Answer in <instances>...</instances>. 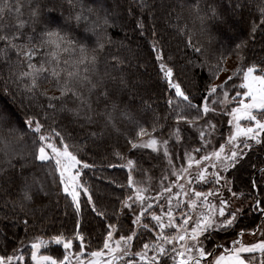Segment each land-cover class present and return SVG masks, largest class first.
<instances>
[{
    "label": "snow or ice",
    "instance_id": "6c2138e0",
    "mask_svg": "<svg viewBox=\"0 0 264 264\" xmlns=\"http://www.w3.org/2000/svg\"><path fill=\"white\" fill-rule=\"evenodd\" d=\"M140 7L145 9L148 5L142 2ZM260 11L264 16V6ZM6 20L9 22L5 23ZM200 20L203 24V17ZM111 27H114L112 13L103 7L102 0H26V4L21 0H0V63L8 68L3 90L13 95L18 93L29 104L40 97L47 101L46 105H40L44 119L29 116L23 122L26 127L18 126L10 111L0 109V153L5 157L0 161V176L19 164V174L24 178L21 211L35 204L41 193L43 197L49 195L47 178L50 177L64 198H70L77 217L83 211V194L91 212L106 218L82 181L81 166L88 169L95 168V164L80 157L72 142L73 130L57 125V112L70 113L81 128L97 123L94 117L101 115L105 117V130L113 128L120 133L115 122V113L119 112L132 126L120 133L125 135L130 151L149 149L159 154L162 150L165 161L157 188L152 187L150 176L146 177L147 182L136 178L137 173L146 175L148 171L141 168L137 159L117 151V158L126 162L108 165L127 169L126 187L130 194L120 203L121 209L131 213V224L135 226L127 233L121 231L118 223L109 222L102 234V246L93 248L91 234H85L77 219L76 230L71 234L61 231L45 238L47 229L42 225L38 235L29 237L30 226L35 229L39 219L35 212L43 210L37 205L24 213L25 237L11 253L0 254V264H264V233L255 242L245 241L243 228L230 244L213 243L210 239L216 232L232 229L244 212L242 206L233 207L244 193L234 191V182L224 174L240 164L253 142L264 147V65L245 66L246 45L241 42L235 48L241 63L229 70L225 67L224 53L217 56L215 50L198 46L189 37L188 47L204 57L199 66H208L209 81L219 80L221 73L230 72L219 83H206L198 97L188 93L175 79L174 67L166 62L159 41L153 40L154 63L158 64L169 94L164 123L157 113L149 128L131 111L134 96L130 95L127 103L119 96L129 88L126 77L111 76L109 87L108 81L99 76V54L106 44L112 43L108 34ZM137 28L141 35L147 31L140 21ZM152 35L156 36L155 31ZM189 63L194 65L192 60ZM43 83L57 94L49 95ZM69 100L75 107H68ZM102 101L108 103L98 113L93 104ZM120 104L125 106L120 108ZM143 110L147 112L152 107L145 103ZM49 112L53 114L51 117ZM170 117L175 125L169 128L168 137L156 135L158 130L163 133ZM218 117H227L226 137L216 122ZM48 119L53 123L46 126ZM181 124L187 126L183 130H196L194 144L181 135ZM90 135L96 138L98 133L92 131ZM26 137H31L30 146ZM172 137L183 148L182 153L176 154L170 148ZM13 144L24 147L14 148ZM30 168L44 169L43 178L37 179L32 173L29 182L25 172ZM251 187L257 188L258 182L253 180ZM251 207L264 216V199H255ZM29 212L33 214L31 221L27 219ZM261 229L264 225H258L249 234L254 236ZM52 246L62 248V253L53 254Z\"/></svg>",
    "mask_w": 264,
    "mask_h": 264
},
{
    "label": "trees",
    "instance_id": "16d2710c",
    "mask_svg": "<svg viewBox=\"0 0 264 264\" xmlns=\"http://www.w3.org/2000/svg\"><path fill=\"white\" fill-rule=\"evenodd\" d=\"M15 2V0H13ZM26 4V0H21ZM103 7L112 13L114 27L108 29V34L112 37V43L106 44L105 50L99 54L98 72L99 76L108 81L109 87L112 86L111 76L119 78L125 76L129 82V88L119 96L125 103L129 97L134 96L131 111L136 113L138 119L146 122V126L151 128L154 114H159L161 123L168 111L166 81L159 72L157 63H154L155 53L151 50L153 40H158V47L162 48L166 62L174 67L175 79L182 84V87L190 94L198 97L204 90L206 83H213L208 80V66L201 68L200 62L204 57L195 53L188 47V39L205 49L215 50L216 55L224 53L226 60L236 59V65L241 61L235 54L237 44L245 43L243 55L245 66L253 63L264 65V16L261 15L260 8L264 6V0H102ZM144 2L148 5L142 9L140 4ZM242 5V7H237ZM215 9V13L213 12ZM27 14V8L24 9ZM200 17L204 22L201 23ZM145 25L147 31L141 35V30L137 28V22ZM9 21H5L8 23ZM14 23V19L11 21ZM255 27V31L253 28ZM155 31L156 36L152 33ZM2 47V44H0ZM116 57L117 60H113ZM171 59H168V58ZM14 59V54H13ZM194 61V65L189 63ZM118 61H123L119 64ZM214 63V60L211 61ZM19 70V69H17ZM195 73V75H193ZM8 76V68L0 63V109L10 111L18 126H23V122L29 116H38L44 119V110L41 104L46 105L45 98L29 104L28 100L21 97L18 93L13 95L3 90V81ZM238 83V81H237ZM42 87L48 89V94H57L43 83ZM15 92V88H13ZM174 95V93H173ZM95 101V95L92 97ZM23 101V102H22ZM68 107H75L69 100ZM105 103L93 104L96 111L102 112ZM145 103L150 104L152 110L145 112ZM125 105L120 104V108ZM53 114L49 112L51 117ZM97 123L85 125L81 128L80 123L76 122L68 112H57L55 120L62 129L73 130V141L76 149L79 150L80 157L89 164H95V168H88L82 171V181L90 189L93 200L100 211L105 212V217H98L91 212V206L87 204V196L81 195L82 214L77 217L74 207L71 206L70 198L65 199L62 191L52 183L50 177L47 178L49 195L43 197L41 193L36 198L35 204H29L21 211L19 207L21 188L24 178L19 174V164L15 169H10L7 175L0 176V254L11 253L19 241L25 237L23 220L25 212L29 208H36L41 205L43 210L36 211L35 217L39 218L36 228L28 232V236L39 234V229L43 225L47 231L45 238L58 234L63 231L66 234L73 233L76 220L82 224L85 234H91V245L93 248L102 246V234L109 222L118 223L121 231L127 233L134 225L131 224V213L127 209H121L120 201L128 194L127 172L125 168L108 167L109 164L121 165L123 160L117 158V151L124 153L126 157L137 159L141 168L148 170L155 164L153 157L138 155L136 150L130 151V145L126 143L125 135L120 134L132 126L122 119L119 112L115 113L116 127L118 133L113 128L104 129L105 117L97 115L94 117ZM47 125L53 123L48 119ZM175 125V121L170 117L163 133L156 135L162 138L168 137L169 128ZM182 133L187 142L195 143L196 134H191L186 125L181 124ZM98 133L96 138L91 137L90 133ZM102 133V135H100ZM135 135V132H131ZM193 137V138H192ZM28 146L31 145V137H26ZM171 140L170 144H174ZM14 148L24 147L23 144H13ZM183 148L178 153H182ZM5 159L0 153V161ZM15 163V160L13 161ZM47 165H45V169ZM260 169H264V147L255 145L248 150L246 157L235 169H230L224 175L233 181V190L243 192L247 199H264V185L261 177L264 175ZM44 169L30 168L25 172L31 182V174L34 173L37 179L43 178ZM253 180L258 182V187L253 189ZM123 185L124 187H121ZM248 200L247 205H249ZM27 219H33V214L29 212ZM264 224V216L259 211L244 210L238 218V222L232 229L219 231L210 238L213 243H230L242 228L246 235L256 229L258 225ZM258 232V231H257ZM250 239H260L258 233ZM78 243V242H77ZM211 247V244L208 245ZM53 254H61L62 248L52 246Z\"/></svg>",
    "mask_w": 264,
    "mask_h": 264
},
{
    "label": "rangeland",
    "instance_id": "374dc122",
    "mask_svg": "<svg viewBox=\"0 0 264 264\" xmlns=\"http://www.w3.org/2000/svg\"><path fill=\"white\" fill-rule=\"evenodd\" d=\"M236 64H237L236 63V59L235 58H230V59H228L226 61L225 67H227L229 70H232V69H234L237 66ZM228 74H230V72L229 73H221L220 74V77H219V80H214L213 83H219L220 81L224 80ZM238 83H239V81H238ZM232 106H235V105L233 104ZM216 122L218 123L220 129L224 132V135L226 137L227 136V132H228V127H229L227 125V117H223V118L218 117L217 120H216ZM188 130L191 132V134H193V133L196 134V130L190 129V128ZM165 138H167V137H165ZM217 139H219V134H217ZM171 140L174 141L173 142L174 144L173 145L170 144V148H174L175 149V153L176 154H179L178 153V147H179V149L181 147L176 145L175 137H172ZM171 140H170V142H171ZM255 145L258 146V144H255V142H253V146H255ZM245 152L247 154L248 150L246 149ZM136 153L138 155H143V156H146V157H153L155 159V164H153L152 166H150V169H149V171H147L146 175L145 174H142V173H137L136 178L139 179V180H145V182H147L146 177L147 176H150L151 177V185H152V187L153 188H157L158 187V183H159L160 176H161L162 171H163V169L165 167V161H164V158H163L162 150H161V152L159 154L158 153H155V152H152L149 149L136 150ZM125 162L126 161H124L123 163H125ZM84 169L85 168H82V166H81V171H83ZM126 172H127V169H126ZM262 177H264V175ZM172 179H175V177H172ZM262 180H263V185H264V179H262ZM248 200H250L249 205H247ZM254 204H255V199H253V198L252 199H248V197L246 199L243 196L239 201L234 202L233 207L239 205V206H242L244 208V210L250 208V211H251L252 210V207L251 206L254 205ZM262 225H264V224H262ZM257 233H258V235H256V236L261 237L262 236V233H264V229H261ZM246 236L247 237H244V238L252 237V235H246Z\"/></svg>",
    "mask_w": 264,
    "mask_h": 264
},
{
    "label": "crops",
    "instance_id": "0c3cea01",
    "mask_svg": "<svg viewBox=\"0 0 264 264\" xmlns=\"http://www.w3.org/2000/svg\"><path fill=\"white\" fill-rule=\"evenodd\" d=\"M244 239L246 242H255L257 240V238L256 239L244 238Z\"/></svg>",
    "mask_w": 264,
    "mask_h": 264
},
{
    "label": "water",
    "instance_id": "95a60500",
    "mask_svg": "<svg viewBox=\"0 0 264 264\" xmlns=\"http://www.w3.org/2000/svg\"><path fill=\"white\" fill-rule=\"evenodd\" d=\"M261 170V169H260Z\"/></svg>",
    "mask_w": 264,
    "mask_h": 264
}]
</instances>
